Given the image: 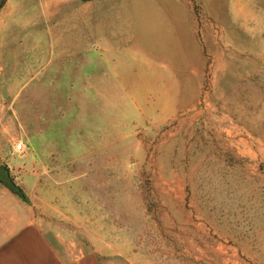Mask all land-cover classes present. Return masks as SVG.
<instances>
[{
  "label": "rangeland",
  "instance_id": "374dc122",
  "mask_svg": "<svg viewBox=\"0 0 264 264\" xmlns=\"http://www.w3.org/2000/svg\"><path fill=\"white\" fill-rule=\"evenodd\" d=\"M0 194V264H264V0H0Z\"/></svg>",
  "mask_w": 264,
  "mask_h": 264
},
{
  "label": "crops",
  "instance_id": "0c3cea01",
  "mask_svg": "<svg viewBox=\"0 0 264 264\" xmlns=\"http://www.w3.org/2000/svg\"><path fill=\"white\" fill-rule=\"evenodd\" d=\"M2 197H3L2 194H0V200H2ZM2 208H3V205H1V203H0V210H2ZM0 213H1V211H0ZM3 231H4L3 221H2V216L0 214V239L3 236Z\"/></svg>",
  "mask_w": 264,
  "mask_h": 264
},
{
  "label": "built area",
  "instance_id": "2783aa9c",
  "mask_svg": "<svg viewBox=\"0 0 264 264\" xmlns=\"http://www.w3.org/2000/svg\"><path fill=\"white\" fill-rule=\"evenodd\" d=\"M21 145H23L20 141L19 142H17V143H15V148L16 149H22V146Z\"/></svg>",
  "mask_w": 264,
  "mask_h": 264
}]
</instances>
